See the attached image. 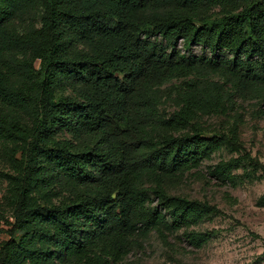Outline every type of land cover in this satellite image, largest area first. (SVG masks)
<instances>
[{
	"label": "trees",
	"instance_id": "trees-1",
	"mask_svg": "<svg viewBox=\"0 0 264 264\" xmlns=\"http://www.w3.org/2000/svg\"><path fill=\"white\" fill-rule=\"evenodd\" d=\"M239 102L264 120V0H0V142L20 154L0 264H120L152 234L170 247L219 212L169 191L221 145L240 149L194 122Z\"/></svg>",
	"mask_w": 264,
	"mask_h": 264
},
{
	"label": "rangeland",
	"instance_id": "rangeland-1",
	"mask_svg": "<svg viewBox=\"0 0 264 264\" xmlns=\"http://www.w3.org/2000/svg\"><path fill=\"white\" fill-rule=\"evenodd\" d=\"M179 49L186 55L189 52L208 55L200 47L187 51L180 45ZM174 110L169 102L159 107L164 118ZM256 110L253 103L239 102L234 111L226 115L196 120L194 124L199 126L203 137L234 134L240 149L221 145L184 174L179 185L169 191L170 196L206 203L219 213L203 216L197 223L169 235L170 247L163 246L152 234L142 251L132 252L120 264H264V120L255 117ZM189 133L190 129H186L179 134ZM13 155V159H20L13 144L7 147L0 142V244L6 241L5 231L12 222L8 198L10 178L16 175L10 160ZM218 165L230 168L231 182L222 183L208 175ZM32 198L38 201L36 190ZM64 200L63 195H58L52 202L59 204ZM155 204L154 200L152 205ZM189 233L209 234V239L196 249L185 239Z\"/></svg>",
	"mask_w": 264,
	"mask_h": 264
}]
</instances>
